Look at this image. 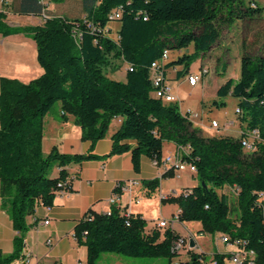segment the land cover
Returning <instances> with one entry per match:
<instances>
[{
  "label": "trees",
  "instance_id": "1",
  "mask_svg": "<svg viewBox=\"0 0 264 264\" xmlns=\"http://www.w3.org/2000/svg\"><path fill=\"white\" fill-rule=\"evenodd\" d=\"M83 5L84 18L52 14L43 24L23 28L11 27L7 13L0 12V33L31 34L44 69L29 82L0 78L2 205L20 232L14 238L13 252L0 254V264L23 256L25 235L32 225L27 216L42 204L54 205L58 183L68 179L67 165L131 151L134 168L140 171L144 155L162 159L164 141L189 147L184 158L196 166L199 184L192 187V193L167 196L163 202H177L179 221H200L201 232H222L232 241L241 240L242 249L254 252L255 264H264V201L260 198L264 192V52L253 54L243 40L239 77L227 79L212 102L222 107L227 96L238 100L241 111L237 114L244 130L257 129L260 134L253 151L243 146L246 135L242 133L204 135L183 114L178 101L165 102L152 94L150 76L152 62L166 49L171 53L192 46V52L179 54L165 65L166 69L180 65L181 73H187L193 62L218 42L224 25L260 19L264 7L255 0H83ZM118 7L122 14L116 19L120 27L115 39L110 13ZM44 8L40 0H19V8L14 5L25 13L41 14ZM86 20L96 30L89 28ZM115 59L132 65L126 80L107 74ZM56 103L61 104L63 119L73 115L81 126L82 138L91 141L90 152L69 154L57 146L48 153L43 151L44 119ZM117 116H122L123 122L112 136V150L103 156L94 154L95 143L107 135ZM54 164L61 166L57 176L49 174ZM171 175L169 171L163 176ZM144 183L155 190L160 178ZM227 186L238 192L234 209L228 194L219 192ZM146 225L141 215L114 205L110 213L83 217L75 236L87 245V264H96L105 252L166 257L169 264L175 259L178 264H205V253L191 250L183 260L172 250L183 237L175 229L166 228L162 237L159 229L147 232ZM230 255L216 252L214 257L224 264Z\"/></svg>",
  "mask_w": 264,
  "mask_h": 264
},
{
  "label": "crops",
  "instance_id": "2",
  "mask_svg": "<svg viewBox=\"0 0 264 264\" xmlns=\"http://www.w3.org/2000/svg\"><path fill=\"white\" fill-rule=\"evenodd\" d=\"M14 5L19 8V0L17 2L11 0L5 11L7 13L6 21L11 27L23 28L44 23L41 14L25 13L14 9ZM48 11L53 15L72 20L84 18L87 14L84 10L83 0H49ZM240 62L241 54L236 64L238 68L235 76L229 75L227 71L222 76L213 79L209 73L195 85L189 83L186 73H181L182 66L180 65L168 67L166 76L179 98L183 96L181 89L188 86L191 89H187L189 94H195L197 96L195 100L201 101L202 110H205L208 108L210 100L217 98L218 88L227 79H238ZM128 65L129 63L123 60L125 80ZM227 67V62H224L222 68L226 69ZM198 69L199 67L194 66L193 63L189 71ZM43 71L44 69L38 59L37 43L31 34L24 31L9 35L0 33V78L10 77L29 82L40 76ZM152 94L154 95V92ZM237 104L238 100L236 99L235 110L238 107ZM189 109L193 111L192 107ZM182 112L185 114L187 111ZM195 113L196 116L192 115L190 120L202 130L204 135H216V128L222 129L220 130L221 134L234 136H239L244 130L237 113L233 118H229L227 112L211 117L206 112L200 117L199 113ZM61 115L62 110L60 112L51 110L45 116L43 151L48 153L53 146H57L60 151L69 154L90 152L91 141L82 138V128L75 123L74 116L68 115L67 119H63ZM213 120L218 121L219 127L212 126ZM122 122V116L112 119L107 135L95 143L92 150L94 154L103 156L112 150V136L121 127ZM177 151L178 146L174 142L164 141L162 158ZM66 169L68 171L67 178L71 182L70 191L65 194H57L51 210L40 205L34 214L27 216V222L32 225L25 235L23 256L10 264H87L88 248L87 245L79 243L76 238V225L88 211H92V213L109 211L112 207L110 197L117 191L120 192L118 207L123 212L139 214L144 217L148 221L147 232L159 229L163 237L164 230L171 227L186 239V245L181 249L179 255L180 259H188L191 250H194L198 253H205L208 256L205 264H212V259L215 258L214 254L219 252L231 254L225 258L224 264H235L233 256L239 252L243 253L242 247L234 241L224 242L222 240L221 236L224 233L217 232L213 235L201 232L202 223L200 221H172L180 206L177 202H163V198L179 195L184 188H192L198 185L197 172L189 169L167 170L163 164H155L147 155L142 157L140 171H136L131 151L105 158L72 162L66 166ZM60 170L61 166L54 164L50 175L57 176ZM169 171L172 172V175L164 177L163 175ZM156 177L160 178V184L155 190H151L144 181ZM119 183H128L130 189H118ZM229 188L236 195L238 194L236 188L230 186ZM260 198L264 201V193ZM46 218L50 219L49 223L44 222ZM161 219L168 221L167 226H158ZM18 234L20 232L15 229L10 214L2 205L0 182V254L13 252L14 238ZM207 235L211 238H207ZM49 238L52 239L51 243L47 241ZM190 238L195 241L194 247L190 245ZM205 240L214 245L206 247L204 245ZM247 256L244 264H255L254 253H249ZM27 257H29V262L26 263ZM249 259H252L253 262L250 263ZM96 264H166V261L162 257H130L120 253L105 252L101 254Z\"/></svg>",
  "mask_w": 264,
  "mask_h": 264
},
{
  "label": "rangeland",
  "instance_id": "3",
  "mask_svg": "<svg viewBox=\"0 0 264 264\" xmlns=\"http://www.w3.org/2000/svg\"><path fill=\"white\" fill-rule=\"evenodd\" d=\"M255 2L264 7V0H255ZM119 26V20L111 21V36L115 39L118 38L117 30L119 29ZM243 40L247 41L248 49L253 54L264 52V14L263 17L260 19H247L244 21L237 20L232 25H224L222 27V34L218 42L208 52H206L204 55L200 56L195 62H193L194 66H206L209 69V73H211V75L213 76V79L222 76L227 71L229 72V75L235 76L237 74L238 68L236 64L239 55L242 54ZM192 51V46L185 48L182 51L172 50L170 53L169 60L176 58L177 55L182 54L184 52ZM224 62H227L228 70L227 68H222ZM106 72L110 77L119 80H125V76L123 75V60L115 59L112 65L106 69ZM187 89L191 90L188 86H186L184 89H181V94L183 96H181L182 98H179V103L182 111H187L189 107H192L194 113H199V117L202 116L204 112H206L210 117L219 116L223 112H227L229 114V118H233L235 116V97H225L224 99L226 100V105L222 107H217L215 104L212 103L213 100H210L208 108L202 110L201 101H196L195 99L197 96L195 94H189L190 92ZM55 110L60 112V103H56L55 106L52 108V111ZM220 130L222 129H215L216 135L221 134ZM50 172L51 170L49 171V174ZM219 192L228 194L231 207L232 209H234L237 201V195L235 194V192H233V190H231L229 186L223 189H219ZM207 238L211 237L207 235ZM204 245L206 247H212L214 244L212 242L208 243L205 240ZM162 259L166 261V264H169L168 258L162 257Z\"/></svg>",
  "mask_w": 264,
  "mask_h": 264
},
{
  "label": "built area",
  "instance_id": "4",
  "mask_svg": "<svg viewBox=\"0 0 264 264\" xmlns=\"http://www.w3.org/2000/svg\"><path fill=\"white\" fill-rule=\"evenodd\" d=\"M11 0H0V12H5L6 11V6L8 4H10ZM40 2L42 4H44L45 8L43 10V12L41 13L43 21L45 22L48 18H50L52 16L51 13H49L48 11V6H49V0H40ZM122 14V8L118 7L116 9L113 10V12L110 13V18L112 20H116L118 18L121 17ZM87 26L89 28H91L92 30H96L95 25L89 21L86 20ZM169 57H170V50L166 49L163 52L162 57L159 60H156L154 62H152L151 66H150V76L152 79V83H153V92L154 95L157 98L162 99L165 102H179V97L175 94V92L173 91L172 85L169 82L167 76H166V62L169 61ZM128 68L132 69V65L129 64ZM207 74H209V69L206 66H201L199 67L198 70L196 71H188L186 73V78L189 81V83L191 85H195L197 83H199ZM240 108L237 107L236 108V113H240ZM186 115H188L189 119L192 115L196 116V113H194L192 110H187V112L185 113ZM212 126L213 127H219V123L217 120H213L212 121ZM242 134H245L246 136L243 138L242 143L243 146L250 150H256L257 148V142L260 139V134L259 131L257 129L254 130H243L241 132ZM189 152V147L188 146H181L178 147V151L174 154H169L166 157L162 158L161 160L158 159H153V162L155 164H163L167 170H175V171H180V170H185V169H189L193 172H197V168L196 166L191 163L188 162L187 160H185L184 158V154ZM59 188L57 189V193L58 194H65L68 193L71 189V182L69 179L64 180V181H60L58 183ZM118 189H130V185L127 184H122L119 183L117 186ZM193 192V189L191 187L188 188H184L182 190L181 193H183L184 195H188L190 193ZM262 195V194H260ZM120 199V192H115L111 197H110V203L112 206H118V201ZM43 205V204H42ZM46 207L47 210H51L53 205H43ZM108 213L111 212V209L109 211H107ZM181 213V209H179L173 220L172 221H178L179 220V215ZM86 218H92L93 217V213L92 211H88L85 216ZM45 223H49L50 219L46 218L44 220ZM168 221L166 219H161L158 222V226L160 227H165L167 226ZM222 240L224 242H229V235L228 234H223L221 236ZM191 239V238H190ZM49 243L52 242V239L49 238L47 240ZM186 239L184 237L179 238L178 240H176L172 250L174 252L177 253H181V249L184 248V246L186 245ZM235 243H240V246L242 245V241L241 240H237ZM254 252L252 251V254ZM248 258L247 255H242L241 253H238L236 255L233 256V261L235 264H244L245 260ZM250 263H252V259L248 260ZM25 262H29V257H27L25 259ZM41 264V263H38ZM174 264H178V259L174 260ZM212 264H218V261L214 258L212 259Z\"/></svg>",
  "mask_w": 264,
  "mask_h": 264
},
{
  "label": "bare ground",
  "instance_id": "5",
  "mask_svg": "<svg viewBox=\"0 0 264 264\" xmlns=\"http://www.w3.org/2000/svg\"><path fill=\"white\" fill-rule=\"evenodd\" d=\"M229 241H230V238H229ZM234 242H236V241H234ZM238 244V243H237ZM241 251H243V255H248L249 253H252V251H246V250H241ZM239 253H241V252H239Z\"/></svg>",
  "mask_w": 264,
  "mask_h": 264
},
{
  "label": "water",
  "instance_id": "6",
  "mask_svg": "<svg viewBox=\"0 0 264 264\" xmlns=\"http://www.w3.org/2000/svg\"><path fill=\"white\" fill-rule=\"evenodd\" d=\"M202 184L205 185L204 182H202ZM190 245H191V247H194L195 246V241H194L193 238H191V240H190Z\"/></svg>",
  "mask_w": 264,
  "mask_h": 264
}]
</instances>
